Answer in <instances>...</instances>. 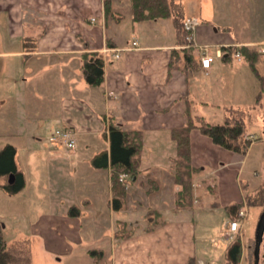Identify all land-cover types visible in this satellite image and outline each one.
Wrapping results in <instances>:
<instances>
[{"label":"crops","instance_id":"0c3cea01","mask_svg":"<svg viewBox=\"0 0 264 264\" xmlns=\"http://www.w3.org/2000/svg\"><path fill=\"white\" fill-rule=\"evenodd\" d=\"M131 1L0 0V137L39 142V132L55 128L73 130L78 143H87L84 151H57L50 158L43 191L51 210L40 223L49 234L61 232L78 240L92 231L105 241L95 250L107 253L109 264H188L191 259L207 264L198 253L195 217L202 209L222 213L216 225H209L210 238H229L226 207L241 203L248 210L245 188L253 175L259 176L257 169L246 168L253 147L264 142V94L257 102L260 80L246 58L238 61L233 53L237 47L259 51L255 69L264 77V0H171L183 18L199 19L195 40L213 55L207 71L192 53L195 65L189 72L173 18L134 24ZM107 2L113 17L106 15ZM27 39L35 42V50L25 46ZM174 52L180 55L177 69L170 68ZM87 53L104 58L101 87H90L83 77L82 56ZM233 110L244 113L248 136L260 139L242 155L192 131V162L199 170L194 204L177 209L172 130L186 126L189 114L221 124ZM250 123L262 129V137L249 130ZM111 124L142 132L138 174L120 175L126 187L121 210L113 206V169L92 166L98 153L110 151ZM67 160L73 166L70 174L80 182L72 193L61 180ZM3 181L0 177V188ZM64 192L68 202L60 195ZM71 205L78 208V217L70 215ZM151 211L160 216L149 218ZM149 221L157 225L150 229ZM120 226L125 236L117 234ZM20 229L13 230L26 237Z\"/></svg>","mask_w":264,"mask_h":264},{"label":"trees","instance_id":"16d2710c","mask_svg":"<svg viewBox=\"0 0 264 264\" xmlns=\"http://www.w3.org/2000/svg\"><path fill=\"white\" fill-rule=\"evenodd\" d=\"M106 15L115 16V11L111 8V3L105 5ZM177 5L171 0H132L131 1V18L132 22L142 23L158 19L173 18L176 30L182 44H186L187 32L184 28L183 18L179 13ZM35 42L27 39L25 46L31 50H35ZM233 49H228V56L231 57ZM241 55L246 58L255 71L260 80V93L257 95L259 102L264 94V77L260 76L255 64L259 58V51L249 47H242ZM185 71L189 72L195 65V59L192 55V50L185 49ZM82 73L87 84L90 87L98 88L104 83L105 62L104 58L99 53H87L82 56ZM180 55L179 52H174L170 61V68H179ZM187 69V70H186ZM231 117L221 124H211L203 118L194 119L191 114L188 115L186 126L172 130V138L177 145V157L173 164V175L175 184L179 187L176 197L177 209L190 208L194 204V177L198 173V169L193 166L192 162V144L191 133L198 130L202 135L210 138L218 147H223L230 152H237L246 155L250 146L254 142L248 135L246 120L244 113L241 111H230ZM109 140L110 151H101L92 160V166L98 170L113 169L112 183L115 191V199L113 206L116 210H121L125 205L126 187L120 182V175L126 174L135 177L138 174L139 157L143 149L142 132L140 131H124L120 127L109 125ZM16 150L12 145L7 146L0 153V177L6 179L7 184L3 189L7 194L16 195L25 188V177L22 172L17 170L15 161ZM15 175L14 183L10 184V175ZM245 199L248 207L264 206V183L258 188H245ZM244 204L237 203L226 207L230 220H237L239 212ZM72 217H78L79 210L77 207L70 211ZM160 216L156 211L149 212V218ZM150 222V229L155 225ZM0 222V264H31V254L28 246H20L19 244L9 245L5 238V227ZM244 247L242 236L238 234L236 238L229 242L225 254V264H240L243 255ZM89 255L94 259L95 264H102L104 252L92 250ZM188 264H197L195 259H191Z\"/></svg>","mask_w":264,"mask_h":264},{"label":"rangeland","instance_id":"374dc122","mask_svg":"<svg viewBox=\"0 0 264 264\" xmlns=\"http://www.w3.org/2000/svg\"><path fill=\"white\" fill-rule=\"evenodd\" d=\"M228 116L231 117L232 114H228ZM54 129L39 132V134H41V141L39 142L28 141L18 143L9 138L0 137V153L9 145H15L17 147L18 152L15 161L24 174L27 182V187L16 195L7 194L3 189V186L7 184L6 179L5 183L4 181L3 183L1 182V184L4 185L0 188V222L7 227V229H5V238L9 245L19 244L20 246H28L31 254V264H95L94 259L89 253L98 248L96 244L100 241H102L101 244H103L105 241L103 239L99 241L92 231L87 233L83 232L78 240H74L71 237H68V239L65 238L61 232L53 236L49 234L47 230L41 229L43 226L40 225L42 222L41 219L44 215L46 218L48 215L47 212L51 210L50 205L46 203V194L43 191L45 183L49 180L50 158L52 154H54L53 152L58 151L61 154H66V152L69 151L61 145V147L57 146L50 141L51 137L56 133ZM249 130L254 132L255 135L262 137V129L256 126L255 123L249 124ZM248 137L256 141L255 136L250 135ZM86 146L87 143H78L77 141L76 149H83ZM93 149H95L94 146H92V150ZM84 150L86 149L82 151ZM252 152L251 157L247 161L246 171L250 169H257L258 171L259 176L253 175L250 178V187L254 189L264 183V168H261L264 162V142H258V144L253 147ZM63 164L67 174H64V177L61 178L62 184L68 187L72 193L79 186L80 182L76 176L72 175V173L70 174L73 167H70V161H63ZM245 173L247 174V172ZM244 177L247 178L246 175H244ZM121 181L123 180H120V182ZM60 187L62 188L63 185ZM60 195H63V201H69V196H66L65 192L63 194L60 193ZM72 208L75 207L71 205L69 211H71ZM263 208L264 206L249 207L248 210L244 208V210L248 212V216L241 220L243 225L238 232L242 238L244 235V251L240 264H254L255 232ZM204 212L205 210L202 209L195 217L197 227L199 228L198 237L201 239V243H199L198 246L199 256L204 258L207 264H225L227 242L232 241L238 234H230L232 236L229 238L226 237L223 240L218 234L215 239H211V227L209 225L212 223V225H216L222 213H218V211L214 214ZM34 226L37 227L38 232L33 229ZM16 228H21L20 230L23 231L24 236L27 238H23L19 233H16V231L13 230ZM34 231L35 233L33 234ZM127 233H129V231ZM117 234L125 236V228L123 226L117 228ZM107 249L108 248H105L106 251ZM108 259H110L109 256L104 252L102 264H109L107 263ZM198 261L196 260L197 264H199Z\"/></svg>","mask_w":264,"mask_h":264},{"label":"built area","instance_id":"2783aa9c","mask_svg":"<svg viewBox=\"0 0 264 264\" xmlns=\"http://www.w3.org/2000/svg\"><path fill=\"white\" fill-rule=\"evenodd\" d=\"M200 25L198 18H187L184 21V28L187 32L186 36V46L187 49H192V53L200 57V63L204 70L209 71L213 64V55L210 52L208 47H200L195 40V33ZM135 47L138 46V42H134ZM264 52V50H262ZM234 58L238 61L243 60L241 55L240 48H236L233 53ZM119 58V56H116ZM53 144L57 146H62L66 150H75L77 147V135L73 130H63L57 131L50 140ZM60 146V147H61ZM248 216V212L241 209L239 212V218L237 220H231L229 222L228 233L232 235H237L243 225L241 220L245 219Z\"/></svg>","mask_w":264,"mask_h":264},{"label":"water","instance_id":"95a60500","mask_svg":"<svg viewBox=\"0 0 264 264\" xmlns=\"http://www.w3.org/2000/svg\"><path fill=\"white\" fill-rule=\"evenodd\" d=\"M15 179V175H10L9 183H14ZM258 222L259 223L255 232V248L253 253L255 258L254 264H264V208ZM3 226L5 227V225Z\"/></svg>","mask_w":264,"mask_h":264},{"label":"bare ground","instance_id":"6f19581e","mask_svg":"<svg viewBox=\"0 0 264 264\" xmlns=\"http://www.w3.org/2000/svg\"><path fill=\"white\" fill-rule=\"evenodd\" d=\"M185 46H186V44H185ZM185 46H184V47H185ZM185 49H187V48H185ZM189 50H192V49H189Z\"/></svg>","mask_w":264,"mask_h":264}]
</instances>
